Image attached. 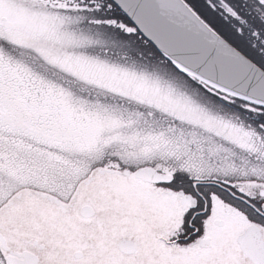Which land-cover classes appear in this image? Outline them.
<instances>
[{"label": "snow or ice", "instance_id": "snow-or-ice-1", "mask_svg": "<svg viewBox=\"0 0 264 264\" xmlns=\"http://www.w3.org/2000/svg\"><path fill=\"white\" fill-rule=\"evenodd\" d=\"M0 264H264V0H0Z\"/></svg>", "mask_w": 264, "mask_h": 264}]
</instances>
